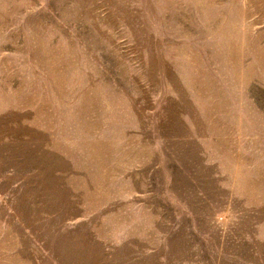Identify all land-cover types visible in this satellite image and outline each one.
<instances>
[{
    "label": "rangeland",
    "instance_id": "1",
    "mask_svg": "<svg viewBox=\"0 0 264 264\" xmlns=\"http://www.w3.org/2000/svg\"><path fill=\"white\" fill-rule=\"evenodd\" d=\"M0 264H264V0H0Z\"/></svg>",
    "mask_w": 264,
    "mask_h": 264
}]
</instances>
